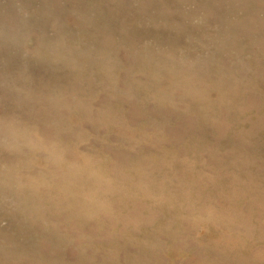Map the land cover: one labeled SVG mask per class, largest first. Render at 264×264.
<instances>
[{
    "label": "rangeland",
    "instance_id": "1",
    "mask_svg": "<svg viewBox=\"0 0 264 264\" xmlns=\"http://www.w3.org/2000/svg\"><path fill=\"white\" fill-rule=\"evenodd\" d=\"M0 264H264V0H0Z\"/></svg>",
    "mask_w": 264,
    "mask_h": 264
}]
</instances>
